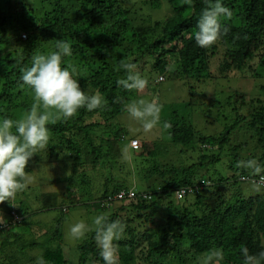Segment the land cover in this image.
Instances as JSON below:
<instances>
[{
    "label": "trees",
    "instance_id": "1",
    "mask_svg": "<svg viewBox=\"0 0 264 264\" xmlns=\"http://www.w3.org/2000/svg\"><path fill=\"white\" fill-rule=\"evenodd\" d=\"M224 3L232 15L222 18V35L212 46L201 48L194 33L203 0H0V116L20 119L31 108L34 94L20 80L21 71L33 55L52 50L58 39L72 44V54L62 66H75L74 78L82 90L98 91L106 102L48 125L49 144L33 155L26 172H33V163L41 172L45 164L49 174L44 180L65 181L64 187L43 192L37 211L21 209L15 199V205L0 203V264H36L39 257L46 264H103L94 228L77 245L78 254L68 252L70 259L65 255L60 241L63 213L79 205L123 224L122 238L114 241L118 264H200L216 249L222 251V259L213 264H244L242 249L251 255L264 250V190L252 194L235 180L258 176L238 167L239 161L255 159L264 165V0ZM217 56L218 73L210 75ZM121 61L134 63L141 75L146 68L148 86L160 76L159 82L173 90L187 86L207 124L193 122L197 109L187 117L179 114L174 119L172 114V124L165 129L168 145L156 150L144 144L139 127L138 136L128 137L113 119L128 114L125 105L131 100L158 96L148 86L139 92L118 87L116 81L125 75ZM258 80L257 93L241 91ZM219 81L223 84L213 83ZM133 139L141 147L131 146ZM58 162L64 164L63 174ZM222 169L231 174L224 175ZM207 174L213 183L203 187L199 181ZM127 181L134 186H126ZM158 181L160 188L153 186ZM183 186L193 191L173 196ZM127 188L149 192L152 198L137 195L104 205L105 199ZM163 205L168 215L160 235L151 239L146 225ZM58 209L60 214L44 218L46 230L38 240L27 241L24 232L16 230L30 228L31 216ZM106 210L109 214L103 213ZM35 248L41 250L38 256L28 252Z\"/></svg>",
    "mask_w": 264,
    "mask_h": 264
},
{
    "label": "clouds",
    "instance_id": "2",
    "mask_svg": "<svg viewBox=\"0 0 264 264\" xmlns=\"http://www.w3.org/2000/svg\"><path fill=\"white\" fill-rule=\"evenodd\" d=\"M191 2V0H187ZM205 7L200 12L196 23L194 40L197 46L207 48L212 46L223 33L222 18L231 17V10L225 5L224 0H203ZM72 54V44L70 41L58 39L52 50L46 53L35 54L31 58L30 65L25 66L20 74L23 85L28 86L34 94V103L20 119L13 120L4 115L0 116V203L5 201L11 203L18 192L25 190L30 178L26 172V166L34 154L47 148L50 140V129L48 125L58 119H70L75 116L80 109L92 111L105 106V100L97 91L95 94H88L82 90L79 82L75 79L77 69L75 66L64 65L63 60ZM120 68L124 70V77L116 81L118 87L126 91H142L149 81L146 77L137 72L136 65L131 62L121 61ZM161 76L158 78L160 81ZM125 111L136 121H139L145 132L151 131L160 123V113L162 105L156 99L151 101L144 99H133L125 105ZM165 129L170 125L163 123ZM133 140L137 145H133ZM130 144L137 148L141 147L138 140L133 139ZM238 167L250 170L251 175L240 176L242 183L247 185L252 194L256 190H264V165L259 164L255 159L239 161ZM201 179L200 185H210L208 177ZM246 186V184H245ZM186 190L193 191L191 186L178 188L173 196H181ZM121 191H134L142 196L143 191L133 188ZM120 192V191H119ZM117 192L113 198L104 200L105 206H111L113 200H128L134 197L120 199ZM152 198L151 193L147 192ZM107 211V210H106ZM14 219L16 217L14 216ZM96 247L103 264H118L117 248L114 241L122 238L124 226L119 220L109 221L103 214L95 216L92 220ZM93 230L85 222L79 221L71 225L70 235L77 240L84 239L87 232ZM63 250L66 245L63 239L60 240ZM244 264H264V250L258 254H249L247 248L242 249ZM222 259L221 250H210L205 257V264H213L214 260ZM36 264H46L43 257H39Z\"/></svg>",
    "mask_w": 264,
    "mask_h": 264
},
{
    "label": "rangeland",
    "instance_id": "3",
    "mask_svg": "<svg viewBox=\"0 0 264 264\" xmlns=\"http://www.w3.org/2000/svg\"><path fill=\"white\" fill-rule=\"evenodd\" d=\"M163 14H164V16L167 15L168 11L167 10L163 11ZM219 52H220V50H219ZM218 58H219V56H217V58L212 61V66L209 69L210 75H216V73H218V68H217ZM143 70H144V72H143L144 74L142 76H144L148 79V74H147L148 71L146 70V68ZM151 83H153V85L148 86V89L151 91L157 90L158 98H156V100L158 101L159 104L162 105V111L160 113V116L162 115V117H165L168 124H172V114L176 115L177 117H175L174 115H173V117H175L174 119H177L179 117V114H183L187 117L193 109H197V111H198L197 114H192L193 116H196V115H198L199 112H201L200 103H197V105H196L194 103L196 101L191 100L190 94L187 91L188 90L187 86L180 89V90H173V89L168 88L166 86L168 84L167 82L163 83V82H158L157 80H152ZM213 83L220 84V85L223 84L221 81L213 82ZM259 83H260V81L258 80V81L253 83L254 86H249V87L243 86L241 84L243 87H240V89L243 92L245 91L246 94H247V92H248V94H250V93L254 94V93L258 92L257 88H258ZM192 85L194 86V84H192ZM209 91L211 93H214L215 89L213 87H209ZM228 95H229V93H228ZM219 96H221V95H219ZM138 99H144V100L150 101L151 95L149 94L147 96H141V98H138ZM33 100H34V98H33ZM217 109H218V107H216L213 110V113L217 112ZM229 110H230V107L227 106L226 111H229ZM21 116H22V114L18 115L19 118ZM192 120H193V122H197L199 125H202V126L207 124V123H204L202 121V119L199 115L196 116ZM116 121L126 131V133L128 134V137L132 136V135L138 136L136 134L138 131L136 127H139L143 130L141 123L139 121H136L133 118H131L128 114H121L120 116H116V118H114L112 122L115 123ZM164 122H165L164 120L162 121L160 119V123H158L149 132H145L144 130L143 131L140 130L143 132V135H144V139H145L144 144H147V146L151 147V148L155 147L154 150H156L157 146L160 144L168 145V141L170 139L166 135L167 133L165 132V128L163 127ZM214 128H215L214 126H211L210 130H212ZM142 140H143V138H142ZM41 151L42 150H40L39 152H41ZM64 161H66L65 157L63 158V162ZM58 164L60 167L63 166L64 169H61L59 171V172H61V174H63L65 171L64 164L62 162H58ZM36 166H38V164L37 165H35V163L32 164L33 172L31 171L30 174H28L29 178H30V182L28 183L25 190L21 191L20 194L15 198V200L18 201L16 206H19L21 209H25L28 211H34V210L37 211L40 208L41 194L43 192H46V191L47 192H53L55 190L57 191V189L59 190L60 188H63L64 184H65V181H58L57 183L54 182V183L50 184V181L44 180V179H46V177H44V176L46 174H49V169L46 167V165L43 164L41 166V172L38 171ZM220 166L222 167V164ZM45 167H46V169H45ZM54 170L56 172H58L57 168ZM220 172L221 173L225 172L224 175L231 174V172L227 169L225 171H224V169H222ZM67 174L68 173L66 172V174H64L63 177H65ZM205 177H209V175L207 174ZM235 180H236L237 185H240V186L241 185L244 186L245 184L249 186L251 184V183H246V182L242 183L241 180L239 179V177L237 179L235 178ZM133 181H127L126 186L128 185L130 187H133L134 186ZM251 185H252L253 189H255L253 184H251ZM153 186L157 187V188L161 187L159 181L157 183H154ZM137 188H141V186L137 185ZM250 191H252V190H250ZM78 197H80V195L76 194L75 199H77ZM87 198H88L87 195H83L81 197L82 200L83 199L87 200ZM22 199H24L25 202L20 201ZM31 199L33 200L32 202L30 201ZM188 200H192V197L188 196ZM177 202H179V201H177ZM175 205L178 206L179 203H175ZM76 207L77 208L69 207L63 213V218H65V222H64L63 233L61 234V240L63 239V244L66 245L65 255H66V257H69V259H70V254L68 252H70L71 254H74V255L78 254L77 245H80L86 239V236L84 239H81V240L74 239L70 235V231H69L71 225H73L79 221H83L90 228H94L92 225V220L95 218V216L98 215L96 212L93 211L92 208H90V211L88 212L84 208H82V205H79ZM1 209H3L2 205H1ZM103 213L109 214V212H107V211H104ZM56 214H60L59 209L55 210V211L49 210V211L40 212V215L34 216V217L31 216L29 218V221L30 222L32 221V226L30 228H23L22 226H18L16 228V230L19 231L20 233L23 231L24 232L23 239L26 238L27 241L32 240L33 238L38 240L37 237L40 235V233L43 230H46L44 227V224H46V222H45L46 220L44 218H48V217L52 218ZM167 215H168L167 209L163 205L159 210H157V213L153 216L152 223H150V224L147 223L146 226H147V228L150 229L149 233H151V235H152L151 239H156L157 236L160 235L161 225L165 221V218ZM38 220L41 224L37 223ZM41 225H43V226H41ZM28 252L32 253V255L36 254L38 256L40 254L41 250L39 248H35V249L29 250ZM200 264H205V257H202L200 259Z\"/></svg>",
    "mask_w": 264,
    "mask_h": 264
},
{
    "label": "built area",
    "instance_id": "4",
    "mask_svg": "<svg viewBox=\"0 0 264 264\" xmlns=\"http://www.w3.org/2000/svg\"><path fill=\"white\" fill-rule=\"evenodd\" d=\"M133 145L134 146L137 145V142L135 140H133ZM261 180L264 182V176L261 177ZM135 194L136 193L134 191H120L117 194V197L120 198V199H123V198H126V197H134ZM142 196L145 197V198H150V195L149 194L143 193Z\"/></svg>",
    "mask_w": 264,
    "mask_h": 264
}]
</instances>
